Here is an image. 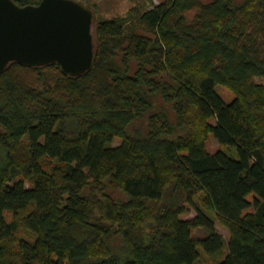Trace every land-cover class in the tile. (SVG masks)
I'll return each instance as SVG.
<instances>
[{"label":"trees","instance_id":"16d2710c","mask_svg":"<svg viewBox=\"0 0 264 264\" xmlns=\"http://www.w3.org/2000/svg\"><path fill=\"white\" fill-rule=\"evenodd\" d=\"M93 34L88 73L0 75V264H195L226 246L216 264H264V0H164Z\"/></svg>","mask_w":264,"mask_h":264},{"label":"water","instance_id":"95a60500","mask_svg":"<svg viewBox=\"0 0 264 264\" xmlns=\"http://www.w3.org/2000/svg\"><path fill=\"white\" fill-rule=\"evenodd\" d=\"M96 21L95 10L76 0L24 6L0 0V75L13 62L28 67L56 63L71 76L90 72Z\"/></svg>","mask_w":264,"mask_h":264},{"label":"rangeland","instance_id":"374dc122","mask_svg":"<svg viewBox=\"0 0 264 264\" xmlns=\"http://www.w3.org/2000/svg\"><path fill=\"white\" fill-rule=\"evenodd\" d=\"M26 2L30 4H35L40 2L41 0H25ZM79 2L84 3L85 5L92 7L96 12V17L98 19H105V18H114V17H126L128 14L133 10H141V9H147L152 8L154 6H157L161 4L164 0H76ZM217 93L223 98V100L226 103H231L235 99V94L230 91L229 89L225 88L224 86L218 85L216 87ZM212 123L214 124L215 121L213 120ZM119 144V141H115L114 146H117ZM207 149L210 153H215L218 150H223L231 156H235L236 152L234 149H231L227 146L220 145L213 135H211L207 142ZM44 163L46 164V167H49V161L44 160ZM203 198V195L200 194L195 198V207H201L204 211L207 212L208 215H210L214 219L215 228L216 230L223 236L226 243L227 240L230 237V231L227 227L223 226L219 220L216 219L214 214L210 211L205 209V207L201 204V199ZM196 212L195 209L192 207H189V213L184 215L183 219H191L195 217ZM7 221H11L13 218V215L9 212L5 213ZM194 238L196 240H199L200 238L204 237L206 235V232L203 229H195L192 232ZM18 235L23 238V235L18 232ZM200 249V258L195 264H216L220 261H222L227 252V246L224 248L222 253H220L217 256H208L203 252L201 248Z\"/></svg>","mask_w":264,"mask_h":264}]
</instances>
